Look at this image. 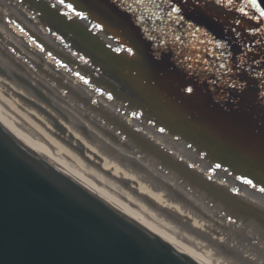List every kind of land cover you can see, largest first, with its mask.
Wrapping results in <instances>:
<instances>
[{
	"label": "water",
	"instance_id": "95a60500",
	"mask_svg": "<svg viewBox=\"0 0 264 264\" xmlns=\"http://www.w3.org/2000/svg\"><path fill=\"white\" fill-rule=\"evenodd\" d=\"M68 2L132 52L112 50L92 30L87 31V26L62 16L43 0H20L49 29L100 66L101 73L92 78L97 88L136 108L145 120L189 140L264 190V106L255 101L260 92L264 94V87L258 77L235 68L229 76L218 77L195 62L190 70L171 52L147 40L116 0ZM187 6L181 3L186 20L227 40L231 50H237L202 11ZM202 36L185 37L188 54L190 45ZM179 74L187 78L181 81ZM196 80L206 109L192 92L185 91ZM232 83L237 87H230ZM85 105L191 189L245 218L264 237L262 205L206 177L99 105L91 101ZM0 264L202 263L84 185L0 119Z\"/></svg>",
	"mask_w": 264,
	"mask_h": 264
},
{
	"label": "bare ground",
	"instance_id": "6f19581e",
	"mask_svg": "<svg viewBox=\"0 0 264 264\" xmlns=\"http://www.w3.org/2000/svg\"><path fill=\"white\" fill-rule=\"evenodd\" d=\"M48 2L61 7L58 0ZM9 6L30 38L17 33L0 13L3 123L84 185L196 261L264 264V237L245 218L221 209L191 189L85 102L99 105L193 169L263 207L264 190L219 164L189 140L145 120L136 108L97 88L90 82L95 76L94 62H82L66 40L45 31L17 6ZM80 21L92 24L89 18ZM97 34L112 46L123 45L103 27Z\"/></svg>",
	"mask_w": 264,
	"mask_h": 264
},
{
	"label": "snow or ice",
	"instance_id": "6c2138e0",
	"mask_svg": "<svg viewBox=\"0 0 264 264\" xmlns=\"http://www.w3.org/2000/svg\"><path fill=\"white\" fill-rule=\"evenodd\" d=\"M182 2L186 3L187 0H116L120 9L140 28L147 40L171 52L177 57L178 62L185 63L190 70L193 69L194 62L197 67L204 65V70L214 71L218 77L229 76L233 73L234 68L236 71L241 70L247 63V53L242 51L236 56L233 63V51L228 41L217 39L207 30L186 20L181 7ZM214 2L230 12L239 13L241 17L260 21L258 26L249 28L247 31L253 34H264V0H214ZM58 3L62 9L60 14L69 20H72L73 17L88 20L87 14L77 10L74 4L68 0H58ZM249 10H252L251 14ZM241 22V19L234 20L237 25ZM101 27L100 24L93 23L87 31ZM231 30L237 38L240 36L235 28ZM200 33L203 34L202 38H198L197 43L190 45L192 52L188 54L185 51V37L197 38ZM256 43H260V41L257 40ZM243 47L251 50L248 45H243ZM115 51L119 52L121 49L117 48ZM127 51L132 52V49L128 48ZM252 64L264 65V60H253ZM252 64L248 65L249 74H254L264 80V70L257 71L252 67ZM215 82L212 81V83ZM229 86L235 88L237 84L232 83ZM185 91L191 93L193 89L188 87Z\"/></svg>",
	"mask_w": 264,
	"mask_h": 264
},
{
	"label": "flooded vegetation",
	"instance_id": "af4514ba",
	"mask_svg": "<svg viewBox=\"0 0 264 264\" xmlns=\"http://www.w3.org/2000/svg\"><path fill=\"white\" fill-rule=\"evenodd\" d=\"M72 1H75L79 4H85V3L89 2V0H72ZM90 1H92V0H90ZM186 3L188 5L187 7H189L190 9H199L200 11H202L205 14V16L207 17V19L209 21H211V23L217 25L221 29V31H223L224 34H226V36L229 37L230 40H232V43L235 44V48H237V50L235 52L232 49L233 54H235L234 55V62L236 59V57H235L236 54L238 56L242 51L247 53V55H246L247 63L238 72L248 73V65L252 64L253 60H264V34H261V33L253 34V33H250L249 31H247V29H249V28H254V27L258 26L260 24L259 21L249 20L246 17H241L239 13L230 12L227 9L223 8L222 6L215 4L214 0H187ZM249 11L251 14L252 10H249ZM235 19H241V21H242L241 24H239V25L235 24L234 23ZM218 27H215V28L219 30ZM232 28H235L240 33V36L238 38L232 32V30H231ZM257 40H259L260 43H256ZM243 45H248L251 50H248V48H244ZM235 48H234V50H235ZM252 67L256 68L257 71L264 70V65L252 64ZM179 76L181 78L180 79L181 81L183 79L187 78V77H185V75L179 74ZM258 79L257 80L260 81L261 82L260 84H262L264 87V80H262L260 78H258ZM190 81H191V79H190ZM191 84H192V86H190V87L193 89V91H192L193 96L199 99L200 105H202V107H205L204 106L205 105L204 99L202 97L203 95L200 91V88L198 87L199 85L197 84V80L193 81V83H191ZM255 101H258L259 104L264 106V94H261V92H260L258 94V96L256 97ZM253 105L255 106V104H253ZM205 109H206V107H205ZM231 110L235 111L234 108H232ZM253 110L256 113L259 112L258 111L259 109H257V108H255V109L253 108ZM207 112H208V110H207ZM211 113L213 115H215L216 111L211 112ZM209 114H210V112H209ZM233 129L238 130L237 127H233Z\"/></svg>",
	"mask_w": 264,
	"mask_h": 264
},
{
	"label": "rangeland",
	"instance_id": "374dc122",
	"mask_svg": "<svg viewBox=\"0 0 264 264\" xmlns=\"http://www.w3.org/2000/svg\"><path fill=\"white\" fill-rule=\"evenodd\" d=\"M44 1V0H43ZM46 2V0H45ZM49 5H51L53 8H55L56 10L58 11H62L61 7H56L54 6L52 3L47 2ZM9 4H12V5H15L19 8L20 12L23 14V15H26L27 18H32L34 19L37 24L41 27V28H44L45 31H50L52 33H54L61 41H65L66 39H64L63 37H61L59 34H57L56 32H54L53 30L49 29L44 23H42V21L35 15V13H33V11L31 9H29L28 7H26L25 5H23L22 3H20V0H0V13H3L4 15V20L8 22V24H11V27H13L15 29V31L19 34H24L26 36H28V34H26V31L20 26L19 24V17L12 13V10L9 6ZM78 10V9H77ZM80 11V10H79ZM88 16V15H87ZM89 20H91L92 24L95 23V24H99L97 23L95 20H93L92 18H90V16H88ZM73 20L74 21H77L85 26H87L89 29L91 28V25H87V24H84L82 23L79 18L77 17H73ZM92 32L97 36L99 37L107 46H109L110 48H112V50H115L117 48H120L121 51H119V53H123V54H129V52L127 51V49L129 48L123 41H121L120 39H118L117 37H115L113 34L110 33V35H113L116 40L120 41L121 43H123L122 46H119V47H115L114 45L112 46V44L108 43L107 41L103 40L98 34H97V29L95 30H92ZM29 37V36H28ZM30 38V37H29ZM32 40V39H31ZM33 41V40H32ZM67 41V40H66ZM70 48H71V51L73 52L74 55H76L79 59L82 60V62L84 63H90L92 62L90 59H88L85 55H83L81 52H78V50H76L75 48H73L71 45H70ZM117 52V51H116ZM83 57V59H82ZM92 65L94 67H96V70H94L95 72V75H98L99 73H101V69H100V66L97 65V64H93ZM94 77V75H93ZM88 80H91V79H88ZM90 82H93L92 80ZM111 96V95H110ZM139 112V111H138ZM140 113V112H139ZM204 154H206L204 152Z\"/></svg>",
	"mask_w": 264,
	"mask_h": 264
}]
</instances>
